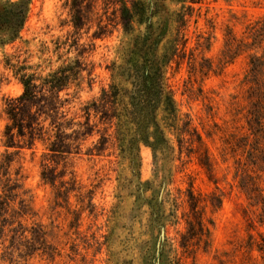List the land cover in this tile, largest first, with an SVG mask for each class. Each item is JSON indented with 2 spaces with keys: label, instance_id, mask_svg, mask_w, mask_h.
Returning a JSON list of instances; mask_svg holds the SVG:
<instances>
[{
  "label": "clouds",
  "instance_id": "obj_1",
  "mask_svg": "<svg viewBox=\"0 0 264 264\" xmlns=\"http://www.w3.org/2000/svg\"><path fill=\"white\" fill-rule=\"evenodd\" d=\"M0 264H264V0H0Z\"/></svg>",
  "mask_w": 264,
  "mask_h": 264
}]
</instances>
